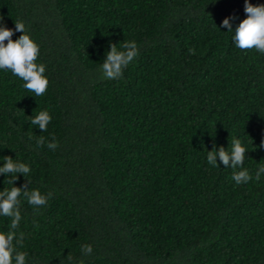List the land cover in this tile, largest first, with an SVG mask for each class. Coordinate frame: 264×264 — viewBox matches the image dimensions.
I'll return each mask as SVG.
<instances>
[{"label":"trees","instance_id":"obj_1","mask_svg":"<svg viewBox=\"0 0 264 264\" xmlns=\"http://www.w3.org/2000/svg\"><path fill=\"white\" fill-rule=\"evenodd\" d=\"M244 7L0 0V23L25 24L49 80L35 97L0 69V166L5 156L29 165V190L53 193L36 210L20 197L26 264H264V174L254 179L264 164V54L236 48L222 26L229 18L235 29ZM124 41L139 56L121 78H104L106 51ZM42 110L52 117L45 132L29 121ZM233 137L247 148L246 184L219 157L220 166L207 162L213 144L230 151ZM10 178L0 173V191ZM9 225L0 216V232Z\"/></svg>","mask_w":264,"mask_h":264},{"label":"clouds","instance_id":"obj_2","mask_svg":"<svg viewBox=\"0 0 264 264\" xmlns=\"http://www.w3.org/2000/svg\"><path fill=\"white\" fill-rule=\"evenodd\" d=\"M244 5L246 18L240 20L235 29H233L229 18L222 21V26L227 28L228 32L234 33L232 40L236 48L240 50L255 49L264 54V4H252L250 0H244ZM2 19L3 17L0 16V21ZM14 23L15 29L0 23V69L11 71L14 76L19 77L24 82L23 87L35 97L42 96L46 93L49 80L45 75V65L36 63L39 56V45L30 37L23 22L14 21ZM14 31L22 33L16 40L12 39ZM195 52L194 48L189 49V54L194 55ZM138 56L139 49L135 41H124L120 44V49L117 48V43H111L101 65L103 77L106 79L121 78L123 69ZM51 119V115L46 110L29 116L30 124L38 126L42 132L47 131ZM36 142L38 146L45 145L43 136L38 137ZM229 144L231 145L230 151L223 146L217 149L213 144L212 150L207 152V162L213 167L220 166L217 162V157H219L220 162L226 168L231 167L234 170L231 178L237 185L252 181L253 176L248 169L243 168L247 148L242 146L241 141L235 137L229 141ZM58 146L55 138L47 143L48 149L52 151H55ZM261 146H264V141L261 142ZM238 168L240 170L236 171ZM30 172L29 165L15 161L11 156H5L3 166H0V173L11 177L4 180V183L13 185L11 188L5 187L0 191V216L10 218L8 230L0 232V264H26L27 253L19 251L17 248V246L23 247L25 238L23 232L17 235L16 231L21 220L20 197L23 196L27 203L36 210L46 206L53 195L52 192H48L46 195L42 194L38 189L29 190ZM17 173H22L27 178L23 187L14 186V182L18 179ZM262 174H264V164L257 168L254 176L255 181L259 182ZM92 251L90 244L81 245L83 255H91ZM67 258L73 259L71 255H68Z\"/></svg>","mask_w":264,"mask_h":264}]
</instances>
